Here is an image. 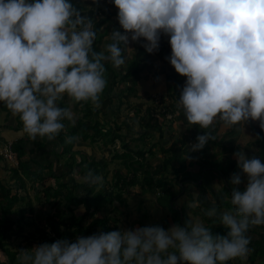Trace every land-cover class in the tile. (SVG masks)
<instances>
[{
  "label": "clouds",
  "instance_id": "obj_1",
  "mask_svg": "<svg viewBox=\"0 0 264 264\" xmlns=\"http://www.w3.org/2000/svg\"><path fill=\"white\" fill-rule=\"evenodd\" d=\"M114 4L124 31L109 32V42L98 49L96 21L83 14L76 0H0V101L32 139H55L65 119L73 120L71 107L60 103L65 95L99 105L107 67L126 63L130 40L151 53L159 50L162 34L171 45L166 59L186 76L178 104L191 125L207 129L217 119L225 126L251 119L264 129V0ZM210 139L211 132L204 131L191 149L203 148ZM235 155L239 171L230 177L233 207L206 210L229 229L226 235L214 234L203 218L189 216L183 225L168 228L154 223L45 241L19 249L18 264H228L245 256L249 228L264 224V156H249L243 149Z\"/></svg>",
  "mask_w": 264,
  "mask_h": 264
},
{
  "label": "crops",
  "instance_id": "obj_2",
  "mask_svg": "<svg viewBox=\"0 0 264 264\" xmlns=\"http://www.w3.org/2000/svg\"><path fill=\"white\" fill-rule=\"evenodd\" d=\"M79 3L80 8L85 12L83 14L91 15L94 20L102 17L107 19L100 26V31L104 34L100 43V47H102L108 42L106 38H109L111 25L118 20V8L115 6L114 0H79ZM140 39L144 40L145 38L141 37ZM129 47L131 48L125 49L127 61L124 65L120 68H114L109 64L111 72L108 75L107 89L101 94L100 103L99 105L96 104L97 107L94 114L85 119V124L89 125L98 122L100 134L89 127L86 130L89 136L85 139H76L73 149L77 150V153L85 155L86 157L82 158V160L87 163L91 162V160L99 161L104 166V171H107L106 179L110 182L116 177L117 173L128 175L133 172L127 168L124 155L127 154L126 157L128 158L130 156V161L131 159H138L140 156L137 152L141 150L145 151V168L158 178L169 175L172 177L175 169L180 170V176L184 172H190L181 176L179 181L183 185L179 182V188L183 193H195L193 196H196V202H198L199 206L197 213L202 216L201 211L204 206L217 205L220 200V192L226 189L227 192H230L233 188L230 177L233 172L239 171L237 156L235 155L237 151L243 149L249 156L254 154L264 156V129L260 127L258 120L251 119L245 123L240 122L233 126H225L222 121L217 119L207 129H202L199 125H191L184 110L178 104V97L186 81V76L178 73L170 61L166 59L171 53L168 35L162 34L160 48L155 52H147L139 41L130 40ZM140 47L145 49V53L143 61L139 63L138 72L127 80L122 81L121 77L125 72L126 66ZM113 80L114 83L111 85ZM157 96L159 97V102L156 100ZM64 99L67 101L69 98L65 95ZM87 102H85V107ZM68 104L69 102L67 107ZM81 104L82 102L78 105L75 102L74 105L69 104V106L80 109L83 108ZM82 115L83 112L79 116ZM66 120L68 122H65V124H69L70 120ZM73 123L72 120L71 124ZM204 131L211 132L214 139H210L203 148L192 150L191 144ZM258 133L260 138H257ZM182 140L185 143L182 144ZM170 145L178 148V158L172 164L165 165L164 161L167 158V153H164L162 148H167ZM6 146L10 147L13 156L6 157L0 154L1 183L11 185L17 182V179L13 177V170L18 167L19 160H27L30 162V169H42L43 173L47 172L50 166L55 176L50 177L46 183H51L54 187L59 181H68L71 175L76 176L77 182L87 180L86 175L81 172L84 164L78 165L80 157L77 158L78 161L73 160V163H65L66 161L68 162L71 155L67 157L66 152L61 153L62 143L59 140V135L51 140L47 136H37L32 139L24 132L22 121L19 117L13 115L7 106L0 101V150ZM205 148V156L197 157L201 150L203 151ZM20 151L24 153L19 155L21 154ZM190 153H196L197 155L192 157ZM60 155L61 158H59ZM204 158L209 161H217L218 164L203 163V165H200L199 162ZM74 161H76L77 165L75 172L69 170L73 166ZM20 173L24 177V183H26L25 196L23 195V198L25 199L28 196V191L30 196L27 197V200H29L33 208V213L28 215L29 221L34 224L36 222H45L47 215L54 214L55 220H58L59 217L67 220L70 215H80L85 211L81 210V207L84 206L83 204L73 205L72 211L67 209L63 212V216H58L56 211L52 210L54 208V199L46 200L44 195L39 197L40 192H42V184L33 179L28 180L27 176L22 174V171ZM140 175L143 176V173L138 170V177ZM141 182L140 180L139 184ZM18 183L22 182L18 181ZM246 183L247 178L245 175L240 185L244 187ZM106 185L108 184L106 183ZM134 185L138 186L137 179ZM138 187L141 190L134 195L141 197L140 204H142L143 199L151 198L155 201V205L158 204L163 210L164 207L159 205L156 195L148 192L142 193V185ZM30 188L32 192L29 191ZM131 188H133V185L129 186L128 190L126 189L127 191H125L130 192ZM172 191L174 192L173 187ZM75 194L83 197L85 194L84 188L77 186ZM175 194L173 202L179 208L178 204L182 199L179 197V191L178 194ZM225 198L230 199L229 195L225 196ZM27 200L24 204H27ZM19 202H22V200ZM65 205L66 202L61 201V208H64ZM101 210L102 207L99 211ZM99 211L96 213V217H99ZM114 222L120 229L117 218H114ZM138 223L139 226L144 225L143 219H138ZM33 228L32 232L27 234L25 231V234L35 238L37 240L35 244L43 243V238L35 232V227ZM57 228V234L50 227L47 226L45 228L46 234L52 241L62 237L75 240L80 235L79 233H74L73 228L64 226H58ZM59 234L61 237L58 236ZM16 251H19V249H16Z\"/></svg>",
  "mask_w": 264,
  "mask_h": 264
},
{
  "label": "trees",
  "instance_id": "obj_3",
  "mask_svg": "<svg viewBox=\"0 0 264 264\" xmlns=\"http://www.w3.org/2000/svg\"><path fill=\"white\" fill-rule=\"evenodd\" d=\"M77 7H80L79 0H76ZM107 19L104 17L99 18L96 21V28L98 31V36L95 41V46L99 49L101 39L104 36V34L100 31V26L103 24ZM116 28H120L121 31H124L122 27L119 24V21H115L111 25L110 32L113 31ZM110 38V33H109ZM109 42V40H108ZM145 49L140 47L135 52V55L130 60L128 65L126 66L125 72L122 75V81L127 80L129 77L135 75L139 70V63L143 61L144 58ZM109 72H111L110 65L107 67L106 76L108 79ZM114 83V80L111 81V85ZM107 89V86L104 90ZM65 101V100H64ZM62 106H66L65 102H60ZM81 102H77V105ZM83 103V102H82ZM95 109H93L90 106H86L84 108L83 115L80 116L76 123H74L75 126L72 124L71 132L69 139L68 137H65L64 132L61 131L59 136L62 143V149L61 153H67L72 151V140L75 139H85L89 136L88 132L86 131L89 127L91 129H95V132L100 134V128L98 122H94L93 125L85 124V119L94 114ZM197 125V124H195ZM76 135V137H75ZM78 135L80 137H78ZM94 137V135H93ZM59 139V140H60ZM71 140V141H69ZM182 144L185 143L183 140L181 141ZM162 151L164 153H167V158L165 159V165L172 164L173 161H176L178 158V148L172 147L171 145L167 148H162ZM22 155L24 152L20 151ZM206 153V148L201 150V152L197 155L196 153H190L192 157L197 155V157H204ZM137 154L140 156L138 159H131L126 157L127 154L124 155L125 157V164L129 170H132L133 172L128 175H121L120 173L116 174V177H114L111 182L106 179L107 171H104V166H102L99 161L91 160V162L87 163L85 166L84 162L85 160L80 159L78 162V165L84 164V168L81 170L83 174L86 175L87 180L83 182H77L76 179L73 177L71 178V182L68 181L63 182L59 181L58 184H55L56 187H54L53 184L46 183L47 180H49L50 177L55 176L53 170L49 166V170L45 173L42 172V169L33 170L30 169L29 162L27 160H19L18 161V167L14 168L13 170V177L17 179V182L20 181L24 183L23 179L24 177L21 175L20 171H22V174L29 179H33L40 182L42 184V193L45 196L44 198L49 200L52 198L54 199V209L56 211V214L58 216H63V212H65L67 209L69 211H72L73 205H80L83 204L86 206V210L80 214V215H70L67 220L58 218V220H55V215H47L45 217V222H43V225L39 230L40 236L43 238V241L47 242H54L51 239H49L48 235L45 232V228L48 226L52 231H54L56 234L58 232V226H64L66 228H73L74 233H79L80 235H90L94 232L99 231H110L118 229V226L114 222L113 225H110V221H114L111 217H95L96 213L100 210L102 206L105 204H109L110 202H113L114 199H117L118 201L122 202L124 201L123 194L128 190L129 186H132L136 183V179L138 177V170H141L143 173V186H142V193H152L156 195V199L160 206L166 207L171 211V214H175L174 211H176L177 218L180 216L181 219L178 218L177 222L174 221V223H180L183 225L185 221L188 219L187 214L183 209H180L174 205L173 197L176 195L172 191L171 187V181L169 179L167 180L166 177L160 176L157 177V180L154 182L155 178L154 175L150 172V170L146 169L144 166V160H145V151L141 150L138 151ZM189 155V156H190ZM130 162V164H129ZM198 162V161H197ZM200 165H203V163H211L214 164L212 161H209L207 158H204L199 162ZM218 164V163H216ZM180 170L175 169V179L176 182L180 180L181 176L187 175L190 172H184L180 176ZM202 172V171H201ZM90 174L92 177L99 176L101 179L99 181H94L92 178H90ZM133 175V176H132ZM181 182V181H179ZM106 183L108 185H106ZM168 183H170L168 185ZM182 183V182H181ZM25 184V183H24ZM156 184V185H155ZM183 185V183H182ZM77 186L84 188V196L79 197L75 194V189ZM242 188L241 185H238ZM13 187L7 183H1L0 181V252L4 253L6 255V261H2L3 264H18L17 261V255L18 251L11 250L8 247V239L11 236V234H21L24 232L25 226H29L31 224H34L32 221H25L26 216L28 217L29 214L33 213V208L31 203H29V200H27V207L23 206L22 208L18 209L17 215L14 213L13 205L15 202L20 200V195H18L16 192L14 194L11 193V189ZM159 188L160 192L156 193V189ZM127 189V190H126ZM126 190V191H125ZM232 191V189H231ZM230 191V192H231ZM221 192H226L225 194H222ZM220 192V200L216 207L221 209H230L233 207L231 204L230 199H226L225 196L231 195L230 192H227V189ZM159 194V195H157ZM200 196V195H199ZM200 198V197H199ZM61 201L66 202V205L64 208H61ZM213 206V205H212ZM211 206V207H212ZM206 207L205 210L211 208L209 205L204 206ZM221 208V209H220ZM25 209H28V215L25 213ZM15 214V216H13ZM203 217V216H202ZM207 217V215L205 216ZM204 217V218H205ZM209 217V216H208ZM87 218H92L88 224H84V220ZM165 221V220H163ZM216 219L213 217H209L207 219L208 225L212 226V231L214 234H224L226 235L229 229L224 226L221 223H216L214 225ZM160 225H162L159 221L156 222ZM165 227V224L162 225ZM36 228V227H35ZM248 235L250 236V244H249V251L247 255V260L249 264H264V224L261 225H253L248 230ZM61 237V235H58ZM240 256L235 257L231 259L228 264H234L235 262L237 264L240 263ZM233 261H235L233 263ZM180 264H190V262L183 261L180 262Z\"/></svg>",
  "mask_w": 264,
  "mask_h": 264
},
{
  "label": "rangeland",
  "instance_id": "obj_4",
  "mask_svg": "<svg viewBox=\"0 0 264 264\" xmlns=\"http://www.w3.org/2000/svg\"><path fill=\"white\" fill-rule=\"evenodd\" d=\"M68 98L69 99L67 101H64L65 99L63 98V100H61L60 102H63V103L65 102V104H67L69 102V104L74 105L75 102H73L72 98H70L69 96H68ZM69 104H68V107H71V109L73 111V114H74L73 120L75 119L74 123H76L77 119L80 117L79 116L80 113L84 112L85 102H83L81 104L83 106V108H80V109L79 108H73V106H71V105L69 106ZM86 106L87 107L90 106L93 109H95L97 107L96 104H94L93 102H90V101H88L86 103ZM93 116H91L92 119H94ZM71 121L72 120H70V123L69 124L67 123L65 129L62 130L64 132L65 137H68L67 139H69L70 135L72 134V132H71V128H72ZM65 122H68V120H66ZM74 123H73V126H75ZM75 137H76V135H75ZM78 137H80V136H78ZM59 139H60V136H59ZM60 141H61V139H60ZM69 141H71V140H69ZM72 142H73V145H72V148H71L72 151L66 153L67 157H68V155H71V157L68 159V162L66 161L65 163H73V160H77L78 157H80L81 159L86 157L85 155L77 153L78 151L73 149V147H74V145L76 143V139L75 138L72 140ZM115 156H116V154H115ZM59 158H61V155H60ZM212 162L214 164L217 163V161H212ZM84 164L86 166L87 162L85 161ZM29 165H30V162H29ZM75 167H77L76 161H74L73 166L71 168H69V170L70 171L73 170L75 172ZM34 170H37V169H34ZM174 174L175 173L173 172V176L172 177H170V175L166 176V179L167 180L168 179L172 180L170 183H171V187H173L174 193L178 194V191H179V197H181L180 199H182V200H180L181 202L178 204L180 206L179 208L183 209L186 212L187 218L189 216L190 217L191 216H199V217L203 218L204 221L208 224L207 219L209 217L208 216L205 217L206 216V210H205L206 207H203V209L201 211V214H202L203 217L200 216L197 213V210H199L198 209L199 206H198V202H196L197 201L196 200V196H193L195 193H193V192L192 193H188V192L183 193V192H181L180 188H179V181L176 182V179H175L176 177H175ZM73 177L75 178L76 176L75 175H71L69 180H68V182H71V178H73ZM154 178H155V180H154V182H155L157 180V176H154ZM7 179H9V178H7ZM27 179L29 180V177H27ZM140 180L142 181L141 184H139ZM137 181H138V186L139 185L143 186V177H142V175H140L137 178ZM11 185H13L12 186L13 188L11 189V193L14 194L17 191L18 193L17 192L16 193L21 196L19 201L22 200V202L18 201L17 203H15V205H13L14 206L13 207L14 213L17 215V211H18V209H20V207L22 205H24L25 207L28 208L27 204H24V202L28 199L27 197H29L30 195L28 194V191H27V195L28 196L25 197V199L23 198V195L25 196L24 189L26 187V183L24 184V183L16 182L15 184H11ZM138 186L137 185H133V188L130 189V192H125L123 194L124 201L119 202L117 199H115L113 202H110L109 204H105L104 206H102V210L99 211L98 216L99 217H107V218L111 217L113 219L117 218V220L119 221L120 227L121 228H125V229L126 228H134L136 226H139L138 219H143L144 225H146V224H154L157 221H160V223L162 225L165 224V228H168L169 226L175 224V223L172 222L173 219L176 222H177L178 218L181 219L180 216L178 218L176 216H172L173 213L171 214V211L168 208L164 207L163 210H161V208L158 206V204L155 205V203H154L155 201H153L151 198H148V199L145 198L146 200L143 199L142 204H140L141 197L139 195H134L135 193H139L140 190H141V188H139ZM155 189H156V193L160 192L159 188H155ZM29 191L32 192V189L30 188ZM221 193L226 195V192H221ZM157 195H159V194H157ZM39 197H43V193L42 192H40ZM145 204H146V206H144ZM184 204H186L187 206L185 205V207H183ZM52 210L55 211L54 208ZM223 210H226V209H221L220 211H223ZM28 212H29V210L25 209V213H27V215H28ZM77 212H78V210H77ZM174 212H175V214H173V215H176V211H174ZM164 218H165V221H162ZM29 219L30 218L26 216L25 221L27 222V221H29ZM91 219L92 218H87L86 220H84V224L87 223L88 221H90ZM113 224H114V221L111 220L110 221V225H113ZM42 225H43V222H36L35 224H31L29 226L28 225L25 226L24 233L22 232L21 234H17V233L11 234V236L9 237L8 242H7L8 243V247L11 250H16V249H22V248H30V247H32L34 245H37V243L35 244V242H37V240L35 238H33V237L27 236V234L29 232L33 231V229H34L33 227H36L35 228V232L37 234H39V230H40L39 227H41ZM214 225H216V223ZM25 231H26L27 234H25ZM40 240H41V238H40ZM247 255H248V253L245 256H240L239 259L241 261H240L239 264H249L248 260H247ZM2 261H6V255L4 253L0 252V264H3ZM234 262L235 261H233V263ZM234 264H237V263L235 262Z\"/></svg>",
  "mask_w": 264,
  "mask_h": 264
},
{
  "label": "built area",
  "instance_id": "obj_5",
  "mask_svg": "<svg viewBox=\"0 0 264 264\" xmlns=\"http://www.w3.org/2000/svg\"><path fill=\"white\" fill-rule=\"evenodd\" d=\"M156 100H157V102H159V97H158V96L156 97ZM0 153L3 154V155L6 156V157H11V156H13V152H12V150L10 149L9 146L3 147L2 150L0 151Z\"/></svg>",
  "mask_w": 264,
  "mask_h": 264
}]
</instances>
